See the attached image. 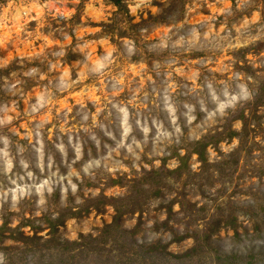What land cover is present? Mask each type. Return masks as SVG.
Here are the masks:
<instances>
[{
    "label": "clouds",
    "instance_id": "1",
    "mask_svg": "<svg viewBox=\"0 0 264 264\" xmlns=\"http://www.w3.org/2000/svg\"><path fill=\"white\" fill-rule=\"evenodd\" d=\"M261 88L264 0H0V207L86 180L126 198L108 181L151 171Z\"/></svg>",
    "mask_w": 264,
    "mask_h": 264
},
{
    "label": "rangeland",
    "instance_id": "2",
    "mask_svg": "<svg viewBox=\"0 0 264 264\" xmlns=\"http://www.w3.org/2000/svg\"><path fill=\"white\" fill-rule=\"evenodd\" d=\"M155 159L151 171L108 181L128 186L126 198L94 195L86 180L43 205L4 204L0 250L22 264H264V88L220 128ZM19 231L30 240H11Z\"/></svg>",
    "mask_w": 264,
    "mask_h": 264
},
{
    "label": "trees",
    "instance_id": "3",
    "mask_svg": "<svg viewBox=\"0 0 264 264\" xmlns=\"http://www.w3.org/2000/svg\"><path fill=\"white\" fill-rule=\"evenodd\" d=\"M118 219H119V217L116 216L114 218V220H113V224H111V225H109V226H107L105 228V232H109L110 230L114 229V227H117V224H118V221H119ZM4 229H5V226L2 227V228H0V232H3ZM17 236H18L17 239H11V240L17 241V242H22V243L26 242L27 240H30V239L25 238L24 235H23V233L20 232V231L17 233Z\"/></svg>",
    "mask_w": 264,
    "mask_h": 264
}]
</instances>
